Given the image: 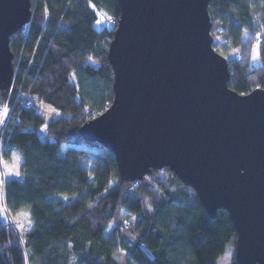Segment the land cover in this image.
<instances>
[{"label": "trees", "instance_id": "1", "mask_svg": "<svg viewBox=\"0 0 264 264\" xmlns=\"http://www.w3.org/2000/svg\"><path fill=\"white\" fill-rule=\"evenodd\" d=\"M30 2L29 22L10 35L14 75L0 89V104L11 112L3 162L13 151L21 156L17 176L2 182V200L11 215L27 211L31 227L18 234L0 215V264H217L226 246L238 264L236 230L224 209L209 216L168 167L122 180L114 154L79 133L113 99L107 53L117 0ZM208 13L228 86L264 89V0H210Z\"/></svg>", "mask_w": 264, "mask_h": 264}, {"label": "water", "instance_id": "2", "mask_svg": "<svg viewBox=\"0 0 264 264\" xmlns=\"http://www.w3.org/2000/svg\"><path fill=\"white\" fill-rule=\"evenodd\" d=\"M209 1L117 0L113 99L79 133L114 154L124 181L168 167L209 216L227 212L236 262L264 264V89L228 86ZM30 18V0H0L1 90L14 75L10 35Z\"/></svg>", "mask_w": 264, "mask_h": 264}, {"label": "rangeland", "instance_id": "3", "mask_svg": "<svg viewBox=\"0 0 264 264\" xmlns=\"http://www.w3.org/2000/svg\"><path fill=\"white\" fill-rule=\"evenodd\" d=\"M101 15V14H100ZM111 19V18H110ZM112 20V19H111ZM95 27H100L99 21H96L94 23ZM261 40L257 39L255 41V44H259ZM251 62L256 65L261 62L259 55H258V47L255 45L252 48V53H251ZM39 109L44 111L47 114L53 113V110L50 109L49 107H46L40 103H37V101H34L33 103ZM10 116L9 114V109L6 106V104H0V128L1 130L5 127V124L7 122L8 117ZM42 134V130L39 131ZM1 133V131H0ZM51 139V138H50ZM65 149V146H61V152H63ZM16 159L21 160V156L17 151H15ZM15 158L5 160L2 164H0V215L3 220H7L15 231L18 234H22L25 230L29 228V221H28V212L23 211L25 213H20L17 215H11L8 213V211L5 208V205L2 200V182L4 179H7L10 176H17V160ZM87 165H90L88 163ZM113 224H109V226L106 229V232L108 233L110 229L112 228ZM232 253L233 249L230 246H226L224 252L219 255L217 258V264H231L232 262Z\"/></svg>", "mask_w": 264, "mask_h": 264}, {"label": "built area", "instance_id": "4", "mask_svg": "<svg viewBox=\"0 0 264 264\" xmlns=\"http://www.w3.org/2000/svg\"><path fill=\"white\" fill-rule=\"evenodd\" d=\"M113 20V19H112ZM258 39H260V38H258ZM261 40V39H260ZM7 106V105H6ZM8 107V106H7ZM9 109V114L11 113L10 112V108H8ZM11 116V115H10ZM10 116L8 117V119H7V122H8V120H9V118H10ZM7 122H6V124H5V127L2 129V130H0L1 131V133H0V164H2L3 163V159H2V155H1V145H2V140H3V135H4V133H5V131L7 130V128H6V126H7ZM127 222H126V220H121V223L119 224V226H118V228L120 229V230H122V228H123V226L126 224ZM9 224H12V222L11 223H9Z\"/></svg>", "mask_w": 264, "mask_h": 264}, {"label": "crops", "instance_id": "5", "mask_svg": "<svg viewBox=\"0 0 264 264\" xmlns=\"http://www.w3.org/2000/svg\"><path fill=\"white\" fill-rule=\"evenodd\" d=\"M12 158H15L16 159V155H15V152H11L10 155H9V159H12ZM17 160V159H16ZM21 160H17V168H18V164ZM11 177V176H10ZM31 227V224H29V228Z\"/></svg>", "mask_w": 264, "mask_h": 264}]
</instances>
